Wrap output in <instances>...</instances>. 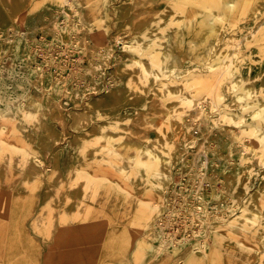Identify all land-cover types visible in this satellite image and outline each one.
<instances>
[{
    "label": "rangeland",
    "instance_id": "1",
    "mask_svg": "<svg viewBox=\"0 0 264 264\" xmlns=\"http://www.w3.org/2000/svg\"><path fill=\"white\" fill-rule=\"evenodd\" d=\"M72 1L74 0H28L24 13L38 9L44 11L52 7L59 15L55 35L50 31H40L38 42L26 41L30 59L24 53L25 41L22 34L11 38L3 50L0 48V112H3L0 114V264H240L247 259L254 260L255 250L260 249L255 243V232L260 223L245 227L246 241L243 242L218 228L212 230L211 237L205 232V228L201 231L195 227L196 233H193V228L187 225L183 216L191 211L192 204L198 202L195 200L198 187H191L186 179L183 181L187 186L188 198L181 197L175 200L174 204L169 203L170 205L159 212L154 220L156 231L145 233V240L151 246L159 245L157 239H153L156 232H164L166 237L172 239L170 243L166 242L156 254L149 253V247L138 245L144 228L140 223L147 214L145 210L150 201L144 202L146 188L136 194L130 178L140 173L137 162L139 149L136 146L125 149L124 139L119 142L110 141L112 144L108 143V147L101 151L102 154L96 156V163L94 159L93 162L88 160L84 164V174H94L92 177L88 176L93 182L92 192L81 214L73 218L72 222L60 208L61 201L56 205L53 201H45L43 198V191L54 175L51 163H44L42 176L25 180L16 190L12 189L11 185L13 186L23 173L24 164L34 156L28 131L36 130L37 117L25 107L32 86V70L43 69L50 72L52 78L61 76L75 86L81 83L78 76L70 77V72L74 69L80 70L88 61V56L85 48L71 37L74 29L69 31L64 29V26L70 25L69 17L74 15L79 22H89L82 23L89 27L94 39L100 37L101 39L96 40L105 41L117 27L115 6L123 0H78L84 6L83 13L75 8L76 4ZM130 1L135 14V26L150 21L160 9L169 4L185 8L183 22L178 21L179 23L175 24L172 29L174 35L166 43L165 50L171 53L178 48L175 46L185 45L195 66L205 65L202 70L206 76L200 80L189 81V85H193L198 91L207 92L204 101L212 109L214 124L230 126L234 134L232 145L239 152V165L249 163L253 166L258 160L264 167L262 0ZM251 18L254 25H261L253 35L246 37L245 34L253 26ZM25 28L24 26L22 30ZM61 31L64 32L63 36ZM4 35V32L0 33V37ZM219 39L223 42L224 49L218 56L212 57L211 45ZM240 41L242 42L238 44ZM234 48L236 50L233 54ZM164 52H161L162 62L157 51L154 59H159L160 63L169 67L172 59ZM226 60L232 61L226 65ZM195 66L194 69L197 67ZM236 76H241L239 82L234 79ZM232 99H235L237 104L230 108L228 105ZM134 122L136 123V119ZM147 123L146 120L139 124L142 126L135 134L143 141L148 140V137L143 135L145 131L151 130ZM84 141L90 144L87 138ZM86 144L84 148L87 147ZM124 159H129L131 173L118 167ZM74 170V167L67 173L62 170L65 175L62 188L74 181ZM2 171L5 173L1 174ZM177 177H180L178 173ZM219 185L222 186V183ZM204 189L207 190V187H203L202 191ZM152 202L155 200L152 199ZM239 208L240 206L236 207ZM53 217L58 220L55 226L51 221ZM227 218L228 213L219 226H228ZM205 238H209L208 242L212 239L211 242L215 243V260H199L205 252L201 249H206ZM262 257L264 258V254ZM261 262L260 260L255 264Z\"/></svg>",
    "mask_w": 264,
    "mask_h": 264
},
{
    "label": "bare ground",
    "instance_id": "2",
    "mask_svg": "<svg viewBox=\"0 0 264 264\" xmlns=\"http://www.w3.org/2000/svg\"><path fill=\"white\" fill-rule=\"evenodd\" d=\"M27 3L28 0H0V33H5L0 37V48L3 50L11 38L22 34L25 41L24 53L29 58L26 41L38 42L40 31H50L55 35L59 15L52 7L44 11L38 9L24 13ZM72 3L83 13L84 6L78 0ZM261 3L264 4V0ZM115 7L118 24L114 32L112 31L113 34L105 41L96 40L100 38L96 33L94 35L97 38L94 39L89 27L83 25L84 20L79 22L74 15L69 17L70 25L64 26V29L69 31L74 29L71 37L85 48L88 56V61L80 70L74 69L70 72V77L78 76L81 83L75 86L61 76L52 78L50 72L43 69L32 70V86L25 107L37 117L36 130L28 131L34 156L24 164L23 173L18 181L11 185L12 189L16 190L25 180L42 176L44 163H51L54 175L43 191V198L45 201H53L56 205L61 201L60 208L72 222L73 218L81 214L92 192L93 182L89 177L94 174L89 172L85 175L84 164L88 160H94L108 147L110 141L119 142L124 139L125 149L133 146L139 149L137 162L140 173L130 178L136 194L146 188L144 202L150 201L145 210L147 214L140 223L144 228L138 245H145L149 247V253L156 254L166 242L170 243L172 239L166 237L164 232H156L155 237H152L157 239L159 245L151 246L145 240V233L156 231L154 220L159 212L170 205L169 203L174 204L175 200L181 197L188 198L187 186L183 181L186 179L191 187H198V192L195 193V200L198 202L192 204L191 211L183 216L187 225L193 228V233H196L195 227L201 231L205 228V232L211 237L212 230L218 228L243 242L246 241L245 227L260 223L255 232V243L260 249L255 250L254 260L247 259L240 264H255L260 260V264H263L264 167L258 160L253 166L249 163L239 165V152L232 145L234 134L230 126L214 124L212 109L204 101L207 92L198 91L193 85H189V81L200 80L206 76L202 70L205 65L196 64V67L185 45L175 46L178 48L171 53L165 50L166 43L174 35L172 29L175 24L178 21L183 22L185 8L169 4L160 9L150 21L135 26V14L130 0H123ZM252 18L253 26L245 34L246 37L253 35L261 25H254ZM24 26L26 28L22 30ZM63 33L61 31V36ZM223 46L220 39L214 41L210 48L212 57L218 56L224 49ZM235 50L236 48L233 49V54ZM156 51L161 62V52L169 54L172 59L171 66L166 67L159 59L156 61ZM231 61L226 60L225 64L229 65ZM157 65H161V68ZM234 79L239 82L241 76ZM234 100L229 102L230 108L237 104ZM262 103L264 104V100ZM2 113L1 111L0 114ZM146 120L151 130L145 131L143 135L147 136L148 140L143 141L135 134L142 126L139 124ZM85 138L90 142L89 145L84 141ZM84 142L86 148L85 144L83 146ZM129 164V159H124L122 164L117 165L129 172ZM73 167L74 181L62 188L61 184L65 182L62 170L67 173ZM4 173L5 171L1 172ZM177 173L180 177H177ZM205 186L207 190L202 191ZM152 199L155 202H152ZM237 206L240 208L236 209ZM226 213L228 226H219ZM51 221L54 226L58 224L56 218ZM65 223L64 225H67ZM205 239L206 249H201L205 252L199 260L212 261L215 243L211 242L212 239L210 242L209 238Z\"/></svg>",
    "mask_w": 264,
    "mask_h": 264
}]
</instances>
